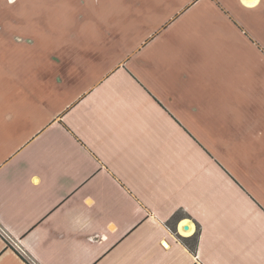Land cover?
<instances>
[{
	"label": "crops",
	"instance_id": "0c3cea01",
	"mask_svg": "<svg viewBox=\"0 0 264 264\" xmlns=\"http://www.w3.org/2000/svg\"><path fill=\"white\" fill-rule=\"evenodd\" d=\"M0 227V264H264V0H0Z\"/></svg>",
	"mask_w": 264,
	"mask_h": 264
},
{
	"label": "trees",
	"instance_id": "16d2710c",
	"mask_svg": "<svg viewBox=\"0 0 264 264\" xmlns=\"http://www.w3.org/2000/svg\"><path fill=\"white\" fill-rule=\"evenodd\" d=\"M182 240L191 250L195 249V245L197 243V238L195 236L191 238H183Z\"/></svg>",
	"mask_w": 264,
	"mask_h": 264
},
{
	"label": "built area",
	"instance_id": "2783aa9c",
	"mask_svg": "<svg viewBox=\"0 0 264 264\" xmlns=\"http://www.w3.org/2000/svg\"><path fill=\"white\" fill-rule=\"evenodd\" d=\"M0 230L2 231V233L6 236V238L11 242V243H14L16 246H17V243H15L13 240V238L7 233L6 230H4L3 228L0 227ZM9 242V243H10ZM25 257V256H24Z\"/></svg>",
	"mask_w": 264,
	"mask_h": 264
}]
</instances>
